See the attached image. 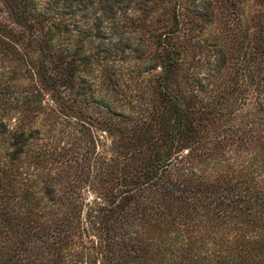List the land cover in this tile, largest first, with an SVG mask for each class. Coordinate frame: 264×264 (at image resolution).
<instances>
[{
  "label": "trees",
  "instance_id": "obj_1",
  "mask_svg": "<svg viewBox=\"0 0 264 264\" xmlns=\"http://www.w3.org/2000/svg\"><path fill=\"white\" fill-rule=\"evenodd\" d=\"M254 1L0 0V264H264Z\"/></svg>",
  "mask_w": 264,
  "mask_h": 264
},
{
  "label": "rangeland",
  "instance_id": "obj_2",
  "mask_svg": "<svg viewBox=\"0 0 264 264\" xmlns=\"http://www.w3.org/2000/svg\"><path fill=\"white\" fill-rule=\"evenodd\" d=\"M257 7V4L254 0H248L245 6V14H250L252 11H254ZM100 134L103 136L107 135L103 130H98ZM115 136V135H114Z\"/></svg>",
  "mask_w": 264,
  "mask_h": 264
}]
</instances>
